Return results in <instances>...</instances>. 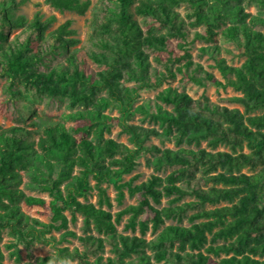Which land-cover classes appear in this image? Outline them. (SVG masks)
<instances>
[{
	"label": "trees",
	"instance_id": "1",
	"mask_svg": "<svg viewBox=\"0 0 264 264\" xmlns=\"http://www.w3.org/2000/svg\"><path fill=\"white\" fill-rule=\"evenodd\" d=\"M241 1L97 0L91 4V0H44L58 11L84 14L91 9L88 40L98 50L88 54L105 67L90 80L77 67L76 50H69L79 41L70 19L50 29L54 15L43 18L35 12L29 18L16 13L23 0H0V77L5 79V90L12 91L20 84L38 94L58 97L70 89L83 103L82 109L70 113L73 119L82 120V125L67 126L55 120L35 124L32 129L16 124L0 126V238L6 227L13 235L38 238L35 232L40 229L35 224L42 225L43 230L64 229L63 234L75 235L67 229L63 213V208L70 206L83 215L85 232L93 228L103 234L79 236L85 246H92L95 253L107 242L113 253L107 257L97 254L89 260L77 247L60 249L61 255L77 258L81 264H159L162 260L172 264H264V112L245 113L237 106L211 101L206 95L193 98L175 87L161 89L156 98L169 108L156 103L152 118L158 127L124 122L121 130L136 142L150 135L172 138L175 149L150 145L152 157L146 161L156 170L176 167L164 176L152 173L136 184L131 180L119 182L122 175L135 168L136 150L104 136L112 120L102 111L108 101L130 105L133 89L121 80L140 79L150 72L145 49L163 50L166 34L184 35V20L175 9L182 2L190 6L191 24H202L209 35L226 18L233 17L236 23L222 32L237 41L245 56L239 65L227 64L223 57L215 60L222 80L195 63L199 75L192 79L200 85L211 82L217 87L230 86L238 92L232 101L247 109L264 108V31L255 27L264 25V17L244 11ZM254 1L264 12V0ZM147 17L164 26L167 33L157 31L154 25L144 28ZM56 48L69 52L66 63L47 68L46 58ZM102 90L105 94L98 96ZM79 132L82 134L77 138L75 133ZM222 144L228 149H217ZM191 145L194 148L188 147ZM196 173L203 178L204 186H181ZM90 177L98 190V205L78 198L85 196ZM106 180L116 188L118 202L124 186L136 195L137 203L119 210L116 220L130 213L128 224L134 227L137 222L140 235L118 232L111 212L102 207L111 204L100 186ZM26 190L46 191L60 199L61 205L55 199L50 203V222L43 223L22 210L21 203H44L43 198ZM187 194L193 199L173 204ZM163 196H172L170 205L156 207ZM188 209L193 210L187 215L189 224L178 223ZM166 218L178 222L159 229ZM149 222L156 234L147 239L144 234ZM7 247L19 261L16 244L7 243ZM208 254L219 259L211 261ZM50 260L46 255L38 257L37 263L19 264H45ZM0 264H6L1 247Z\"/></svg>",
	"mask_w": 264,
	"mask_h": 264
},
{
	"label": "rangeland",
	"instance_id": "2",
	"mask_svg": "<svg viewBox=\"0 0 264 264\" xmlns=\"http://www.w3.org/2000/svg\"><path fill=\"white\" fill-rule=\"evenodd\" d=\"M97 0H91V4ZM241 5L244 11L251 14L260 15L264 17V12L256 4L254 0H242ZM182 16L184 23V35H168L166 40V48L163 50L145 49L148 52V60L151 65L150 72L147 75L142 76L140 79H122V83L125 86L131 87L132 94L130 95V105L125 107L119 101L110 100L107 106L103 108V113L112 117V120L108 121L109 131L104 132V136L111 137L117 141L123 142L129 149L136 150L135 153V168L127 174L122 175L119 182L131 180L132 184L145 181L152 173L164 176L176 166H164L162 169L156 170L152 165L146 161L147 157H152L149 150L150 145H156L160 148L170 147L176 148L172 138H166L164 136L150 135L144 137L139 142L131 136L130 133L123 132L121 130V123H133L141 125L143 127H155L158 125L152 118V114L156 109V103H159L162 107L169 108V105L162 103L156 98V93L161 89L171 86L178 90L185 91L193 98L206 95L211 101L219 104H224L229 107L237 106L245 113L257 114L263 113L264 108H244L231 100L233 95H237L232 87L225 86L217 87L211 82H206L204 85H200L192 79V76L197 77L199 72L194 70L195 63H198L203 69L212 72L216 77L222 80V77L215 66V60L223 57L227 64L239 65L244 60V54L242 48L238 45L236 40L230 39L225 36L222 30L236 23L233 17L226 18L224 23L215 28L214 34H208L205 31V27L202 24H191L193 20L188 16L191 13L190 6L187 3H180L175 8ZM39 12L43 18L49 15H54L55 20L51 23V27L55 28L57 25L65 21L71 20L70 27L75 30V37L79 41L70 46L69 50H76V64L79 70H81L85 76L90 80L97 78V73L105 66L102 63L95 61L88 53L91 50L97 51L98 48L92 45L88 40V23L91 18L92 12L89 8L84 14H78L74 11L63 10L58 11L52 8L44 0H23L18 6L16 13L25 14L27 17H31L33 13ZM139 20H142L141 16H136ZM146 24L143 27L146 28L149 25L156 26L157 31L167 33V29L160 25L157 21L147 17L145 19ZM256 28L264 31V25L257 24ZM211 37V38H209ZM206 46L209 50H204ZM68 51L64 52L60 48H56L50 52L46 58V67H60L66 63V55ZM42 69H46L41 66ZM5 79L0 77V126L5 127L9 125H21L28 128L34 127L35 124H44L47 122L62 120L65 125H82L83 121L79 119H73L70 113L77 109L83 108V103L77 100L70 89L64 90V93L58 97H52L49 95L38 94L31 87H24L18 84V88H13L12 91H7L4 88ZM18 89V91H17ZM104 90L99 91L97 95H104ZM82 132L75 133L77 138H80ZM184 145V144H182ZM202 146L205 145L203 141ZM193 147L194 146H188ZM228 149L226 145H218L217 149ZM119 156V154H117ZM243 170H246L244 168ZM77 169H75V172ZM95 180L89 178V187L86 188L85 196L78 197L82 201L93 202L98 205V194L95 186ZM182 187L189 189L190 186H204V180L198 173L189 180L188 183H180ZM100 186L105 188V192L109 197L110 206L103 204L102 207L109 210L112 214V219L115 222L118 232L129 235H140L139 225L137 222L134 227L128 224V217L130 213H123L116 220V213L129 204L137 203V197L135 194H130L127 186H124L122 191L123 195L121 201L116 199L117 190L113 183L110 181H104L100 183ZM28 194L41 197L44 200L43 204L26 205L21 203L22 210L29 214L31 217L37 218L43 223L50 222L51 208L50 203L53 199L57 205H61L60 199H56L55 195L46 191L26 190ZM64 193V190H63ZM172 196H163L159 204H155L156 207L161 208L163 206L170 205L168 199ZM193 199L190 194L184 195L182 198L173 202V204H180L183 201H189ZM221 202L219 204H223ZM206 205L205 207H209ZM193 210L188 209L185 216L179 220L175 218H166L160 225L161 229L164 225L169 223H180L184 225L189 224L187 215ZM63 213L67 217V229L72 230L75 235L63 234L64 229H42V225L35 224L36 229H40L35 233L40 236L35 239H28L13 235L9 228L6 227L2 230L0 238V247L4 253V262L6 264H19L26 261L37 263V258L49 255L51 260L45 264H61V261L69 264H81L77 258H66L60 254V249L66 247L72 250L77 247L79 251H84L86 257L92 260L97 254H101L103 257L111 256L113 253L110 251V245L104 242L103 250L95 253L91 252L92 246H85L80 240L79 236L86 233L96 236H103L102 233L97 232L95 229H91L85 232L83 229V215L74 210L72 207L67 206L63 208ZM140 214L137 215L136 221L140 218ZM92 227V224H91ZM148 229L144 236L147 239L152 238L156 233L151 231V223H148ZM42 229V230H41ZM158 229V230H159ZM7 243L16 244L19 252V261H15L13 255L10 254L12 248L7 247ZM147 253H150L147 250ZM211 261L219 259V257L208 254ZM134 256V255H133ZM220 257L223 254L219 255ZM159 264H172L168 261H160Z\"/></svg>",
	"mask_w": 264,
	"mask_h": 264
},
{
	"label": "clouds",
	"instance_id": "3",
	"mask_svg": "<svg viewBox=\"0 0 264 264\" xmlns=\"http://www.w3.org/2000/svg\"><path fill=\"white\" fill-rule=\"evenodd\" d=\"M50 264H51V262H50ZM61 264H65V262L64 261H61ZM69 264H70V262H69Z\"/></svg>",
	"mask_w": 264,
	"mask_h": 264
}]
</instances>
